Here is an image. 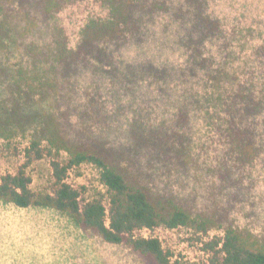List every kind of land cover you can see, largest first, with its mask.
I'll list each match as a JSON object with an SVG mask.
<instances>
[{
    "label": "rangeland",
    "instance_id": "1",
    "mask_svg": "<svg viewBox=\"0 0 264 264\" xmlns=\"http://www.w3.org/2000/svg\"><path fill=\"white\" fill-rule=\"evenodd\" d=\"M143 24L149 30L144 37L146 55L130 46L118 63V78L93 73L88 67L74 65L68 71L69 80L76 89L72 96L66 93L57 108L40 101L37 96L25 107L26 114L13 109L9 97L12 72L27 58L23 45L35 43L39 47L51 41L53 26L61 27L67 34L70 46L78 41L80 28L93 17H105L106 8L101 0H0V105L10 108L14 115L0 117L7 120H26L25 130L11 141L0 139V178L16 173L25 164L24 150L34 134V128L43 123L47 114L54 115V123L68 136L89 144L106 142L117 151L129 148L132 122L139 111L143 119L157 126L162 122L172 125L176 102L188 91V84L178 79L177 73L186 64V50L181 41L193 36L195 26L204 19L218 24L220 31L206 36L207 55L214 57L215 65L226 64L229 72L244 78L256 73L264 76V0H146ZM157 4V5H156ZM154 6L152 10L148 9ZM25 28L14 44L10 28ZM166 41L167 48L160 49L157 42ZM173 48V49H171ZM154 57V58H151ZM154 60L176 70L167 80L152 78L138 80L129 85L125 80L124 65ZM58 80V79H57ZM70 86V85H69ZM63 89L69 87L62 86ZM132 88L133 91H130ZM203 90V85L196 86ZM96 100L93 109L89 98ZM50 101L48 100L47 103ZM121 106V109L117 108ZM132 107V108H131ZM28 115V119L24 117ZM190 143V158L184 167L172 168L162 174L156 170L155 179L160 187H167L186 202L194 211L224 212V217L240 227L257 234L264 232V151L260 158L242 170H236L240 184L225 186L221 179L225 142L215 126L198 115L185 130ZM44 145L47 142L44 141ZM108 144V145H109ZM65 158L66 154L63 153ZM140 164L145 156H139ZM142 162V163H141ZM32 177V189L46 192L51 184L49 159L36 161L27 167ZM151 172V170H150ZM67 182L78 189L82 200L94 196H107L99 182V171L83 164L68 173ZM143 237L158 238L171 260L179 264H208L209 256L204 242L221 237L220 229L206 235L194 234L190 229L156 228L138 233ZM0 264H155L122 244H109L92 232L80 228L72 218L51 208L31 206L19 208L0 201Z\"/></svg>",
    "mask_w": 264,
    "mask_h": 264
},
{
    "label": "trees",
    "instance_id": "2",
    "mask_svg": "<svg viewBox=\"0 0 264 264\" xmlns=\"http://www.w3.org/2000/svg\"><path fill=\"white\" fill-rule=\"evenodd\" d=\"M101 1L107 10L106 16L89 19L80 28L75 46H70L65 30L58 26H53L52 38L47 44L22 46L28 58L11 73L9 85L13 109L19 115L26 114L24 108L37 96L40 99L45 95L46 100L40 102L50 104V109L54 110L55 103L61 102V97L66 95L62 91L71 96L76 94L69 80L60 82V75L67 78L74 65H91L93 73L113 79L118 78V63H121L118 60L128 47L136 46L142 56L146 55L147 41L143 38L149 35V30L142 21L146 0ZM196 14L201 23L195 26L193 36L188 34V38L181 41L187 64L177 73L189 90L176 102L172 125L162 122L153 126L135 111L137 118L129 131L133 144L117 151L106 142L77 141L54 123L53 112L47 114L45 121L34 128L24 150L25 164L16 173L1 176L0 201L19 208L36 206L65 213L80 228L104 242L126 245L155 264L179 263L171 260L170 252L158 238L139 236L144 229L187 228L197 235L220 229L221 237L203 244L204 251L210 255L208 264H264V232L257 234L240 227L224 217L221 210L214 215L194 211L167 187H160L155 179L156 170L165 174L172 168L186 165L190 143L185 130L198 115H203L208 124L215 126L224 139L225 161L220 162V176L226 187L240 184L236 170L254 163L264 151V76L253 73L242 78L229 72L226 64L215 65L214 57L206 54L208 48L204 38L219 32V26L202 18V12ZM24 29L10 28L14 44H19L18 37ZM157 46L160 49L170 47L166 41L157 42ZM173 69L151 59L140 64L130 62L122 69L127 71L123 81L129 85L146 78L165 81L176 73ZM65 85L69 88L63 89ZM198 85H203V90L197 89ZM95 102L93 97L89 98L93 109H97ZM2 112L3 116L15 114L14 110L11 112L10 108L0 105ZM24 118L28 119V115ZM26 123L19 118L0 117V139L13 140L18 133L24 132ZM140 155L146 157L142 164L139 163ZM44 159L50 162L51 184L48 191L37 193L32 189L33 180L27 167ZM83 164L93 165L99 171V182L107 196L82 200L80 191L67 182L68 173Z\"/></svg>",
    "mask_w": 264,
    "mask_h": 264
}]
</instances>
